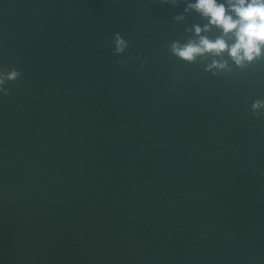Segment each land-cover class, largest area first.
Here are the masks:
<instances>
[{
    "label": "water",
    "instance_id": "1",
    "mask_svg": "<svg viewBox=\"0 0 264 264\" xmlns=\"http://www.w3.org/2000/svg\"><path fill=\"white\" fill-rule=\"evenodd\" d=\"M182 11L0 0V64L22 73L0 97L3 264H264V60L181 61L202 23Z\"/></svg>",
    "mask_w": 264,
    "mask_h": 264
},
{
    "label": "clouds",
    "instance_id": "2",
    "mask_svg": "<svg viewBox=\"0 0 264 264\" xmlns=\"http://www.w3.org/2000/svg\"><path fill=\"white\" fill-rule=\"evenodd\" d=\"M182 3L183 11L173 18L180 20L185 13L194 12L202 23L185 28L192 33L186 40L171 42L172 55L189 64L200 61L203 70L212 76L227 75L264 60V0H182ZM128 44L120 32L112 33L114 55L122 54ZM144 63L142 60L140 65ZM21 76L17 67L0 64V97L10 95L7 82ZM250 111L253 116H264V98L253 99Z\"/></svg>",
    "mask_w": 264,
    "mask_h": 264
}]
</instances>
